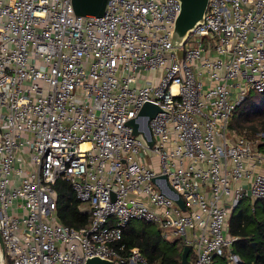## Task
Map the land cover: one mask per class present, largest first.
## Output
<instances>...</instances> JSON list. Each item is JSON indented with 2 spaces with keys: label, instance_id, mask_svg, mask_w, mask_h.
Instances as JSON below:
<instances>
[{
  "label": "built area",
  "instance_id": "built-area-1",
  "mask_svg": "<svg viewBox=\"0 0 264 264\" xmlns=\"http://www.w3.org/2000/svg\"><path fill=\"white\" fill-rule=\"evenodd\" d=\"M178 11V0H107L80 16L71 0H0V264H149L120 242L136 219L189 245V264H240L228 216L264 200V133L228 122L249 91L264 93V0H208L180 57ZM146 101L159 107L151 147L127 123L142 126ZM58 179L87 225L58 220Z\"/></svg>",
  "mask_w": 264,
  "mask_h": 264
},
{
  "label": "trees",
  "instance_id": "trees-1",
  "mask_svg": "<svg viewBox=\"0 0 264 264\" xmlns=\"http://www.w3.org/2000/svg\"><path fill=\"white\" fill-rule=\"evenodd\" d=\"M228 128L247 137L264 131V93L249 91L232 112ZM258 146L264 149V143ZM55 189L58 220L74 228L87 225L90 213L81 208L70 184L58 179ZM133 222L129 221L123 228L120 241L127 249L138 247L149 264H180L184 246L180 240L164 239L159 228L150 222ZM228 233L237 237L233 250L239 256L240 264H264V200L242 199L229 213ZM188 258L191 260L190 253ZM214 264H226L225 256L219 257Z\"/></svg>",
  "mask_w": 264,
  "mask_h": 264
},
{
  "label": "water",
  "instance_id": "water-1",
  "mask_svg": "<svg viewBox=\"0 0 264 264\" xmlns=\"http://www.w3.org/2000/svg\"><path fill=\"white\" fill-rule=\"evenodd\" d=\"M107 0H71L73 10L76 15L80 16H100L105 10ZM179 11L174 20V26L171 35L172 50L178 57L182 56L183 44L189 31L204 19V14L208 5V0H178ZM159 110V107L146 101L140 108L138 115L142 118V126L135 120L131 119L127 123L132 127L134 135L141 134L146 140L148 146L153 145V137L148 125L150 118ZM140 125V126H139ZM165 178V176H162ZM160 190L171 198H173L182 208L183 200L179 194L166 182L165 187H160ZM234 251L233 249L231 250ZM190 246L184 245L181 253L180 264H189L188 258ZM84 264H119L108 258H102L97 255H89L85 258Z\"/></svg>",
  "mask_w": 264,
  "mask_h": 264
},
{
  "label": "rangeland",
  "instance_id": "rangeland-1",
  "mask_svg": "<svg viewBox=\"0 0 264 264\" xmlns=\"http://www.w3.org/2000/svg\"><path fill=\"white\" fill-rule=\"evenodd\" d=\"M261 133H264V131H258L254 136H252V137H250V138H253V139H255L256 138V136L257 135H259V134H261ZM230 141L231 142H234V138L232 137V138H230ZM85 206H87L86 204H81V208L82 207H85ZM82 209H86V208H82ZM140 222V220L139 219H136V220H134V224H138ZM190 253V258H192L193 257V253L192 252H189Z\"/></svg>",
  "mask_w": 264,
  "mask_h": 264
},
{
  "label": "crops",
  "instance_id": "crops-1",
  "mask_svg": "<svg viewBox=\"0 0 264 264\" xmlns=\"http://www.w3.org/2000/svg\"><path fill=\"white\" fill-rule=\"evenodd\" d=\"M82 208H86V209H87V206H85V207H82Z\"/></svg>",
  "mask_w": 264,
  "mask_h": 264
},
{
  "label": "bare ground",
  "instance_id": "bare-ground-1",
  "mask_svg": "<svg viewBox=\"0 0 264 264\" xmlns=\"http://www.w3.org/2000/svg\"><path fill=\"white\" fill-rule=\"evenodd\" d=\"M83 146L85 145V143L84 144H82Z\"/></svg>",
  "mask_w": 264,
  "mask_h": 264
}]
</instances>
